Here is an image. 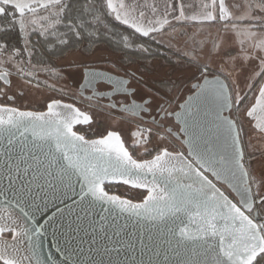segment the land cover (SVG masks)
I'll return each instance as SVG.
<instances>
[{
  "label": "snow or ice",
  "instance_id": "obj_1",
  "mask_svg": "<svg viewBox=\"0 0 264 264\" xmlns=\"http://www.w3.org/2000/svg\"><path fill=\"white\" fill-rule=\"evenodd\" d=\"M53 5L61 23L38 28L31 17ZM17 7L0 28L18 36L17 44L0 43V67L12 70L0 72V97L15 102L11 76L24 75L25 67L34 73L25 78L39 84L36 76L43 74L53 95L36 101L46 111L0 105V264H264V151L247 152L244 124L218 112L227 128L221 140L201 127L191 105L168 107L141 87L140 76L116 70L115 60L93 50L111 0L80 4L78 15L71 14L72 0H18ZM121 7L135 17L131 25L123 21L130 35L103 28L125 52L129 45L147 52L133 38L151 39L169 28L175 41L177 26L191 19L176 0L152 7L127 0ZM114 20L119 24L120 16ZM203 22L218 25L215 33L179 32L185 55L213 59V79L204 84L222 96L229 113L228 71L237 62L251 70L234 105L239 110L255 93L243 109L251 126L256 104L264 106V84L257 89L264 77V0H221ZM86 39L70 61L76 72L53 71L37 50L43 42L51 57ZM34 58L44 66L33 68ZM201 70L208 73V64ZM259 132L264 137V127ZM113 188L131 199L110 195ZM137 250L148 259L129 256Z\"/></svg>",
  "mask_w": 264,
  "mask_h": 264
},
{
  "label": "rangeland",
  "instance_id": "obj_2",
  "mask_svg": "<svg viewBox=\"0 0 264 264\" xmlns=\"http://www.w3.org/2000/svg\"><path fill=\"white\" fill-rule=\"evenodd\" d=\"M220 2L221 0L217 1V9ZM224 3L227 5L231 3V0H224ZM55 9L56 7L52 6L49 8L48 11H50L53 14ZM48 11L44 12L43 10H41V14L38 17H31V19L36 20L37 27L42 30H46L50 28L54 23L52 15H50ZM44 19H47L46 25L44 23H41V21H43ZM194 24L198 25L197 22H194ZM217 27L218 25H211V24L210 27H208V25L204 23H201L198 26L178 25L177 28L175 29V34L177 37L175 41L170 39V36L174 30L169 28L163 33H161L159 37H156V39L155 38L154 39L164 44L165 46H167L168 49H170V52L172 54L169 52H166L165 54L171 59V62L162 59H155V58L147 59V60L139 59L133 61L127 67L128 69L133 71L136 75H140L143 78V80L145 81L144 88L146 91H149L154 95H157L159 98L161 97L164 98V96L168 98L176 95L179 96L178 90H176L175 88H171V89L167 88L170 86L168 85V83H172V84L179 83L180 86L189 85L190 81L198 79L200 77V74L205 73L200 69L203 64H208L210 69L208 73L210 74H213V70L215 69V62L213 61L212 58H209L206 53L186 57L185 53L188 50L185 49L184 44L182 43L184 38L179 36V32L183 31V32L192 33L194 31L199 32L204 29H211V34H214L215 29ZM95 49L103 50L102 54L104 55L106 60H115L116 62H118V59L120 57L119 54L109 51L105 46L99 44L93 47V50ZM74 51L76 53H79L80 51H82V49H76ZM74 51L67 53L64 57L57 59L55 62L57 66L63 68V71L65 73L77 71V68L70 64V61L73 59ZM20 63H22V61ZM20 63H17L15 65L16 69L20 68ZM108 66L112 67V65H108ZM60 68H58L57 70H59ZM1 70L12 71L11 69H5L3 67H0V71ZM26 75H30V72L26 71V69H24V75H21L19 77H17L16 73L13 72L11 76L13 92H15L17 89L22 91L21 94L22 96L33 99V103H31L32 105H34L36 101H43L44 97L47 95H53V93L44 85L41 86L35 82L27 80L25 78ZM250 75H251V70H248V72L246 73L244 66L239 62H237L235 68H233L231 71H228L227 83L230 89V94L233 99V105H235L238 94L246 90V87L249 83L248 76ZM159 80L162 81L163 83L162 89L155 86L156 81ZM48 82H49L48 84L52 83L51 81ZM263 82H264V77H262L259 84H257V89H259L260 84H263ZM164 89L167 91H165ZM253 95H255V93L249 94V99L242 106L243 109L247 107V105L252 101ZM24 102L27 103L28 101L24 100ZM38 107H40L39 104ZM233 107H232L231 116L239 119L238 121L243 123L244 128L247 130V134L241 132V136H243L244 139V145L247 146V152H255L258 154L259 152L264 151V137L261 136L259 132V128L255 126V123L253 122L252 118H247L252 120V125L249 126L247 122L243 119V110L241 111L233 110L234 109ZM252 128H255L256 130L252 131ZM247 158L249 157L246 156V159ZM123 193H125V189H123ZM126 195L131 196V193L130 192L126 193Z\"/></svg>",
  "mask_w": 264,
  "mask_h": 264
},
{
  "label": "trees",
  "instance_id": "obj_3",
  "mask_svg": "<svg viewBox=\"0 0 264 264\" xmlns=\"http://www.w3.org/2000/svg\"><path fill=\"white\" fill-rule=\"evenodd\" d=\"M72 2L74 5L73 11L71 13L72 15H78L80 4H83L85 2L96 3L98 7L100 5L106 6V0H72ZM1 5H2L1 7L3 9V12L0 14V28H2L3 26H5L7 24V21L9 19V15H10V9L15 8L14 6H12L11 4H8V3H1ZM107 11H108V17L102 21V25L99 29L98 40L96 42H94L93 47L96 45H99V44L105 46L109 51L119 54V56L122 58V62L136 61L139 59H142V60L146 59L147 60V59H152V58L162 59V60L171 62V59L165 54L166 52L171 53L170 49H168L167 46H165L164 44L156 41L153 37L151 39L146 38L144 40H140L139 38H133L136 43L144 44V46L148 49L147 52H136L134 47L131 45L128 46V50L126 52L120 51L116 45V41L119 40V37L115 36V35H110L109 33L105 32L104 28H103V24H107L109 28L113 29V31H115L117 33H123L125 37H128L130 35V33L125 30L126 29L125 25H123L122 23L117 24L115 22L114 18L112 17V15L110 14L109 10H107ZM48 12L50 15H52V18H53L56 16L57 8L54 10L53 14L50 11H48ZM96 15L101 16L102 13L97 12ZM53 20H54V23L52 24V26L50 28H55L59 23H61L58 18H56V19L53 18ZM43 21H46V23H44L46 25L47 19H44ZM59 30L63 31L62 28ZM38 39L39 38L36 36L32 37L33 41H37ZM5 40H7L10 44H17V42H18L17 33L15 31L8 32V33L0 32V43H3ZM87 43H88V40L86 39L85 41H83L81 43V45H73L72 48H67V49H63V50L57 48L56 49V55H53L51 57H49L48 53L45 52V50H44L45 46H44L43 42L37 44V50L39 52H41V54H42L41 58L43 59V61L47 64L52 65L53 71H57V69L60 68L55 63L57 59L64 57L67 53L74 51L76 49H82L83 50L84 44H87ZM47 47L49 49H51L52 46H51V44H49ZM31 63H32L33 68L44 66L43 64L37 65L35 63V58L31 61ZM25 69H26V71L30 72V75L34 74L32 72V69H29L27 67H25ZM36 79L40 80L39 85H41V86L45 85L43 74L36 76ZM32 82L36 83V80H32ZM47 83H49V82L47 81ZM3 86H4V84L0 81V88H2ZM249 94H248V97H249ZM231 98H232V96H231ZM232 102H233V99H232ZM245 102H247V101H245ZM233 108H234L233 110H237L235 108V106ZM241 108L239 109V111L243 110L242 106H241ZM231 117H233V116H231ZM233 119L239 120L235 117H233Z\"/></svg>",
  "mask_w": 264,
  "mask_h": 264
},
{
  "label": "water",
  "instance_id": "obj_4",
  "mask_svg": "<svg viewBox=\"0 0 264 264\" xmlns=\"http://www.w3.org/2000/svg\"><path fill=\"white\" fill-rule=\"evenodd\" d=\"M3 71L5 70H1L0 72H3ZM211 79H213V74L205 75L202 77L200 81L194 82L192 84V88L194 89V91L190 94H187L184 100L179 103V106L191 105L194 109L197 120L200 123L201 127L202 128L205 126L211 127L213 129V134L218 135L220 139L223 140L227 136V128L225 125L220 124V121L216 119L217 113L219 112V114L223 116L225 119H233V117H231L229 111L221 108V105L224 102L222 96L218 95L217 92L214 91L211 86H205L204 81L211 80ZM1 82L3 84L5 83L3 81ZM227 89H228L229 95L231 96L228 83H227ZM0 105H5V104L0 103ZM8 105L17 107L20 110L46 111V109H29V108H20L18 106L11 105V104H8ZM177 110H181L180 107H178ZM218 124L220 125V127H219V131L217 132L216 126ZM75 126H74V130H75ZM91 138H96V137H91ZM109 194L119 195L118 193H115V192H110ZM121 199H131V198L126 197V196H121ZM141 202H142L141 200L132 199V203H141ZM129 256H134L137 260L141 258L144 260L148 259L147 255H144L143 257H141L140 252L138 250L135 252L129 253ZM101 258L102 257L99 255L96 256V259H101ZM125 258L126 257L124 256L119 257V259H125ZM103 259L106 260L107 257H103Z\"/></svg>",
  "mask_w": 264,
  "mask_h": 264
},
{
  "label": "crops",
  "instance_id": "obj_5",
  "mask_svg": "<svg viewBox=\"0 0 264 264\" xmlns=\"http://www.w3.org/2000/svg\"><path fill=\"white\" fill-rule=\"evenodd\" d=\"M217 1L218 0H176L177 3H180L183 5L185 9H187V16H189L191 19L188 21V24H183L187 26H198L201 24V21H203V17L211 12L213 15H215L218 12L217 9ZM50 0H40L41 5L48 4ZM113 8L109 9L111 15L113 18L116 15L120 16V23L123 24V21L125 19L128 20L129 25L133 23V20L135 19L134 16H132L128 9L122 8L121 5L127 3V0H111ZM137 0H133V3H136ZM141 2L142 6L144 4H147L149 7H152L154 4H158L159 6H163L167 2V0H139ZM1 3H8L11 4L16 8L17 11L20 9L17 7L18 0H0ZM108 3V0H106V4ZM3 12L2 7L0 6V14ZM157 19H163L162 17H157ZM194 22H197L198 25L194 24ZM204 24H207L208 27H210L209 22H203ZM143 28V25H139ZM160 27L166 28L167 24H162ZM162 31L161 33H163ZM161 33H158L156 36H153V38L156 39V37H159ZM159 42V41H158ZM264 84V82H263ZM258 99V97H257ZM264 103V101H262ZM253 122L255 123V126L260 129V127H264V106L261 104H256V113L254 114V117H251Z\"/></svg>",
  "mask_w": 264,
  "mask_h": 264
},
{
  "label": "flooded vegetation",
  "instance_id": "obj_6",
  "mask_svg": "<svg viewBox=\"0 0 264 264\" xmlns=\"http://www.w3.org/2000/svg\"><path fill=\"white\" fill-rule=\"evenodd\" d=\"M152 59H154V58H152ZM155 59H156V58H155ZM120 62H121V57H119L118 62H117V64L115 65V69H116V70L123 71L124 69H127L128 71L134 73L133 71H131V70L128 69V67H127V66H128L130 63H132L133 61L123 62V67H121ZM134 74H135V73H134ZM135 75H136V74H135ZM205 75H212V74H210V73H203V74H200V77H199L198 79L190 81L189 85H185V86H180L179 83H175V84L168 83V85H170V86L167 87V88H169V89H171V88H175L176 90H178V92H179V93H178L179 96L176 95V96H173V97H170V98L165 97V96H164V98H162V97L160 96V97H161L160 100H161L164 104H167L168 107L178 109V107H179V103H180L181 101L184 100V98L186 97V95H187V94H190V93H192V92L194 91V89L192 88V84H193L194 82L200 81V80L202 79V77L205 76ZM136 76H140V75H136ZM140 77H141V76H140ZM69 83H71L70 80H69ZM144 83H145V81H144L143 78L141 77V87H144V86H145ZM162 84H163L162 81L159 80V81H156L155 86H157V87H159V88L162 89ZM164 90H165V89H164ZM165 91H167V90H165ZM15 92H16V99H15V102H14V103L9 102L6 98H3V97H0V103H2V104H11V105L18 106V107H20V108L41 109L40 107H38V104H36V103H35L34 105L31 104V103H33V99L22 96V95H21V94H22V91H20V90L17 89ZM15 92H14V93H15ZM9 95L11 96L12 93H9ZM153 95H154V94H153ZM21 96H22V97H21ZM231 99H232V98H231ZM24 100H27L28 102L25 103ZM30 101H32V102L30 103ZM232 107H233V105H232ZM231 112H232V111H231ZM230 115H231V113H230ZM96 119L99 120L100 118L97 117ZM100 126L102 127V125H100ZM80 127H81L80 125H76V126H75V130H76L77 128H80ZM93 137H94V136H93ZM123 189H124V188H113L111 192H115V193H118L119 195H121V194L123 193ZM121 196H126V197L131 198V196H127L126 194H123V195H121ZM135 200H136V199H135Z\"/></svg>",
  "mask_w": 264,
  "mask_h": 264
}]
</instances>
